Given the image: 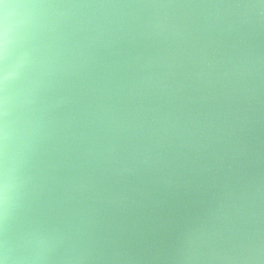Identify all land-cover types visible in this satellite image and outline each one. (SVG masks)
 I'll list each match as a JSON object with an SVG mask.
<instances>
[{"label": "water", "instance_id": "water-1", "mask_svg": "<svg viewBox=\"0 0 264 264\" xmlns=\"http://www.w3.org/2000/svg\"><path fill=\"white\" fill-rule=\"evenodd\" d=\"M0 264H264V0H0Z\"/></svg>", "mask_w": 264, "mask_h": 264}]
</instances>
